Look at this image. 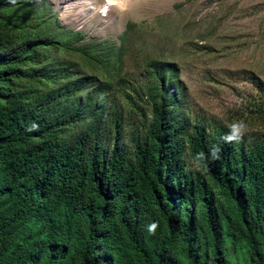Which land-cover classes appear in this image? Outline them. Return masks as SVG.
I'll use <instances>...</instances> for the list:
<instances>
[{
    "label": "trees",
    "instance_id": "obj_1",
    "mask_svg": "<svg viewBox=\"0 0 264 264\" xmlns=\"http://www.w3.org/2000/svg\"><path fill=\"white\" fill-rule=\"evenodd\" d=\"M44 18L0 0V264H264V95L225 143L175 64L148 61L142 88L120 76L136 25L108 67Z\"/></svg>",
    "mask_w": 264,
    "mask_h": 264
},
{
    "label": "rangeland",
    "instance_id": "obj_2",
    "mask_svg": "<svg viewBox=\"0 0 264 264\" xmlns=\"http://www.w3.org/2000/svg\"><path fill=\"white\" fill-rule=\"evenodd\" d=\"M33 1L44 20L82 33L75 45H93L108 67L136 25L119 64L131 86H145L148 61L170 62L195 114L213 123L255 116L252 104L264 95V0H138L122 20L102 17L87 0Z\"/></svg>",
    "mask_w": 264,
    "mask_h": 264
},
{
    "label": "clouds",
    "instance_id": "obj_3",
    "mask_svg": "<svg viewBox=\"0 0 264 264\" xmlns=\"http://www.w3.org/2000/svg\"><path fill=\"white\" fill-rule=\"evenodd\" d=\"M13 3H15V0H12ZM48 87L46 85H42L35 91L34 97L40 96L46 92ZM39 130V125L35 122H33L28 128L27 131L32 132ZM247 131V124L243 120H234L229 125V133L223 137V140L225 143H238L240 142L245 133ZM220 149L218 147H213L210 150L209 156L206 157L203 152L197 153L194 157V163L195 166H199V163L204 161L205 159L210 158L211 160H217L220 158ZM159 227V224L157 222H152L147 226V230L150 233L155 234L157 228Z\"/></svg>",
    "mask_w": 264,
    "mask_h": 264
},
{
    "label": "bare ground",
    "instance_id": "obj_4",
    "mask_svg": "<svg viewBox=\"0 0 264 264\" xmlns=\"http://www.w3.org/2000/svg\"><path fill=\"white\" fill-rule=\"evenodd\" d=\"M136 1L138 0H87L89 4L99 8L98 13L102 17L110 15L112 12H115L118 14L117 16L119 17V20L123 19V14L126 12V9L132 7L134 3L136 4ZM74 4L77 5V2ZM78 5L83 6L82 0H80Z\"/></svg>",
    "mask_w": 264,
    "mask_h": 264
},
{
    "label": "built area",
    "instance_id": "obj_5",
    "mask_svg": "<svg viewBox=\"0 0 264 264\" xmlns=\"http://www.w3.org/2000/svg\"><path fill=\"white\" fill-rule=\"evenodd\" d=\"M103 10H104V9H103ZM103 10H102V11H103Z\"/></svg>",
    "mask_w": 264,
    "mask_h": 264
}]
</instances>
